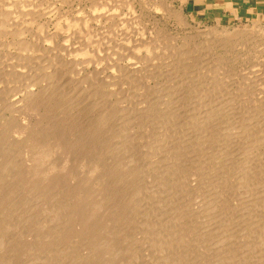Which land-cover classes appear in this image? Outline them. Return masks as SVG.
Instances as JSON below:
<instances>
[{
  "label": "rangeland",
  "instance_id": "obj_1",
  "mask_svg": "<svg viewBox=\"0 0 264 264\" xmlns=\"http://www.w3.org/2000/svg\"><path fill=\"white\" fill-rule=\"evenodd\" d=\"M25 1L0 54L22 53V91L48 88L16 120L22 206L0 264H264V22L202 24L173 0Z\"/></svg>",
  "mask_w": 264,
  "mask_h": 264
},
{
  "label": "bare ground",
  "instance_id": "obj_2",
  "mask_svg": "<svg viewBox=\"0 0 264 264\" xmlns=\"http://www.w3.org/2000/svg\"><path fill=\"white\" fill-rule=\"evenodd\" d=\"M6 0H0V30L2 28H5L3 30L5 31H1L0 32V36L2 32H5V34H11L10 36H16L17 35H22V22L21 24H18V22H16L14 16H12V13L11 11L14 10L13 8L18 7V14L20 13V16H22V3H23V6H25L26 4V1L25 2H22V0L18 1V2H15V4H13V6L9 7L7 10L5 8V2ZM11 1V0H10ZM24 1V0H23ZM33 1V0H32ZM25 3V4H24ZM29 3V2H28ZM28 3L26 4L28 6ZM32 3V2H31ZM7 4L9 5V3L7 2ZM11 4V3H10ZM36 5V4H35ZM20 6V7H19ZM36 7V6H35ZM10 8L12 10H10ZM27 8V7H26ZM15 9V10H16ZM32 9V8H31ZM27 10V9H26ZM30 10V8H29ZM27 10V11H29ZM38 10V9H37ZM26 11V13H27ZM17 12L14 11V14H16ZM29 13V12H28ZM27 13V14H28ZM33 13H36V12H33ZM25 14V13H24ZM30 14H32L30 12ZM38 14V12H37ZM12 16V17H11ZM17 16V15H16ZM19 16V15H18ZM23 16H26V15H23ZM36 16V15H35ZM46 16V15H45ZM11 17V18H10ZM41 17V16H40ZM49 18V17H48ZM21 19V18H20ZM19 20V19H18ZM48 21V20H47ZM6 24H7V27L8 29L6 28ZM80 25V24H79ZM25 28V27H24ZM25 31V30H24ZM54 32V31H53ZM38 33V32H37ZM264 33V32H263ZM4 34V33H3ZM51 34V33H50ZM54 34V33H53ZM39 35V34H38ZM53 36V35H52ZM59 36V35H58ZM5 37V36H4ZM52 38V37H51ZM210 38V37H209ZM50 39V38H49ZM54 39V38H53ZM70 39V38H69ZM20 40V39H19ZM45 40V39H44ZM53 41V40H52ZM134 41V40H133ZM55 42V41H54ZM53 42V43H54ZM80 46L81 44H83L80 41H77ZM11 43V42H10ZM9 43V44H10ZM21 43V42H20ZM69 44V43H67ZM4 43L2 42L0 44V47H4L6 49V44L4 45ZM11 45V44H10ZM21 45V44H20ZM52 45V44H51ZM55 45V43L53 44ZM53 45L51 46L52 48H50L49 44L47 43V48H50L51 50H55L53 47ZM77 45V44H76ZM84 45V44H83ZM32 46V45H31ZM57 48L59 45H56ZM62 46V45H61ZM74 46V45H73ZM78 46V47H80ZM60 47V46H59ZM65 47V45L63 46ZM63 47H61L63 49ZM75 47V46H74ZM86 47V46H85ZM77 48V47H75ZM46 49V48H45ZM49 49V50H50ZM60 50L62 53L63 50ZM65 51L67 50V52L69 51V53L72 51V48L71 47H68V45L64 48ZM81 49H83L81 47ZM22 50V49H21ZM57 51V50H56ZM74 51V49H73ZM78 51V49H77ZM50 53H52L51 51H49ZM7 53V52H6ZM6 53H2L0 55H2L0 58H2V60L0 61V79L4 76L6 77H12V80L14 79L16 81V83L14 82V80H10L11 83H15L12 87H9L8 85H6V82L5 84L3 83V81H1L2 83H0V148L2 143L5 142L4 139L8 138L10 135L14 134L16 135L15 137L18 138V140H20V138L22 137V123L20 125V122L19 124L16 123V120H18V118H21V121H22V109H23V106L25 107L26 104L28 103H31L32 102V99L35 98V97H38L41 92H44L45 89L47 90V88L44 86V88H38V85L35 83L36 81H32V83L30 84L32 87H30V85H28L30 88L26 87L27 89L22 91V76H24V74L22 75V65H20L22 63V53L21 54H18L17 55L15 54V56H13V54H6ZM9 53V52H8ZM47 53V52H46ZM69 53H65L67 55H69ZM73 53V52H72ZM64 54V52H63ZM45 55V54H44ZM66 55V56H67ZM80 56V55H79ZM157 56V55H156ZM63 57V56H62ZM76 57V56H75ZM72 59V58H71ZM70 58L67 61V67H68V61L71 60ZM26 60V59H25ZM33 60V59H32ZM50 60V59H48ZM61 61V60H60ZM76 60H74L75 62ZM74 62L72 64H74ZM78 62V61H77ZM76 63V62H75ZM63 64V62H62ZM71 64V65H72ZM78 64V63H77ZM82 65V63L80 62L78 65ZM65 65V64H64ZM20 66V68H19ZM36 66V65H35ZM39 66V65H38ZM59 66V65H57ZM56 66V67H57ZM63 66V65H62ZM66 66V65H65ZM63 66V67H65ZM77 66V65H76ZM87 66V65H86ZM61 69L62 67L59 66ZM58 67V69H60ZM66 67V68H67ZM72 68L74 67V71H75V64L74 66H71ZM79 67V66H78ZM55 68V67H54ZM72 68L70 70H72ZM82 68V66H81ZM80 68V70H81ZM33 69V68H32ZM45 69V68H44ZM31 70V69H30ZM40 70V69H39ZM54 70V69H53ZM69 70V69H68ZM69 70V71H70ZM72 70V71H73ZM78 70V69H77ZM83 70V69H82ZM52 74L55 73V71H51ZM68 72V71H67ZM71 72V71H70ZM29 73V72H27ZM31 73V72H30ZM48 74V72H47ZM50 74V73H49ZM56 74V73H55ZM66 74V73H65ZM31 75V74H30ZM46 75V74H44ZM57 75V74H56ZM69 75V74H68ZM72 75V74H71ZM34 76V74H33ZM48 76V75H46ZM53 76V75H52ZM65 76V75H64ZM5 77V78H6ZM25 77H27L25 75ZM49 77V76H48ZM61 77V76H60ZM4 78V79H5ZM29 79V77H27ZM26 78V79H27ZM35 78V77H34ZM40 78V77H39ZM3 79V78H2ZM25 79V80H26ZM27 79V80H28ZM89 79V78H87ZM8 80V79H7ZM31 79L30 78V82H31ZM38 80V79H36ZM49 80V79H48ZM55 80V79H54ZM58 80V79H57ZM29 81V80H28ZM47 81V79H46ZM84 81V80H83ZM10 82L8 84H10ZM37 85H35L34 83ZM24 83H26V81H24ZM38 83V82H37ZM49 83V82H48ZM51 83V82H50ZM28 84V83H27ZM35 86H33V85ZM87 84V83H86ZM52 85V84H51ZM47 86V85H46ZM53 87V86H52ZM72 88V87H71ZM88 88V87H87ZM49 90V89H48ZM52 91V90H51ZM55 92V91H54ZM104 93V92H103ZM106 94V93H105ZM42 95V94H41ZM66 95V94H65ZM75 96V95H74ZM112 96V94H111ZM90 97V96H89ZM100 101V100H99ZM117 102V101H116ZM138 103V102H137ZM136 104V103H135ZM127 106V105H126ZM132 106V105H131ZM127 108V107H126ZM224 110V109H223ZM138 111V110H137ZM237 114V113H236ZM180 116V115H179ZM232 117V116H231ZM121 118V117H120ZM118 120V119H117ZM206 120V119H205ZM7 122H10V123H14L16 126L15 128H12V127H5L6 126L5 124ZM220 121V120H219ZM169 122V121H168ZM124 123V122H123ZM170 123V122H169ZM241 123V122H240ZM124 125V124H123ZM143 128V127H142ZM256 128V127H255ZM225 129V128H224ZM250 130V129H249ZM255 131V130H254ZM259 132V131H258ZM257 132V133H258ZM259 134V133H258ZM177 135V134H176ZM161 136V135H160ZM230 136V135H229ZM14 137V136H13ZM14 137V138H15ZM14 143V142H13ZM225 143V142H224ZM19 145L20 147L18 146V141L15 142V146L17 148V152H15L13 150V152L10 154H8V157L10 155H12L11 157L16 160L15 163H11L9 165L5 164L6 166H1L0 167V234L5 230V232H3L2 236H0V245H5V243L7 244L9 242V240H12L14 237L12 235V238L8 237V235L6 236L5 233L8 231H11L13 229V227L17 226L16 224L14 225H11V223L9 222V220L12 218V214H15L16 212H19L18 210H16V206L18 205H21L22 204V200H19L18 202L16 203H13V198H15L17 195L20 196L22 198V138H21V141H19ZM233 145V144H232ZM3 146V145H2ZM165 146V145H164ZM14 147V146H13ZM161 147V146H160ZM241 147V146H240ZM214 148V147H213ZM175 149V148H174ZM4 150V149H3ZM54 150V149H53ZM2 152V151H1ZM212 157V156H211ZM181 158V157H180ZM186 158V157H185ZM8 161H6L7 163ZM204 163V162H203ZM4 164V163H3ZM2 164V165H3ZM198 164V163H197ZM200 164V163H199ZM156 168V167H155ZM231 168V167H230ZM242 171V170H241ZM218 173V172H217ZM215 174V173H214ZM216 175V174H215ZM13 181V183H12ZM158 186V185H157ZM217 191V190H216ZM218 192V191H217ZM14 196V197H13ZM59 196V195H58ZM210 200V199H209ZM201 201V200H200ZM22 206V205H21ZM20 206V207H21ZM65 208V206H64ZM200 208V207H199ZM19 217H20V222H21V230L20 232H22V208H21V211H20V214H18ZM3 218H2V217ZM69 216V215H67ZM4 218H7L8 220L5 221ZM203 220V219H202ZM47 221V220H46ZM15 223V222H14ZM18 224V223H17ZM20 224V223H19ZM18 224V225H19ZM206 225V224H205ZM5 227V229H4ZM69 227V226H68ZM16 228V227H15ZM4 229V230H3ZM207 229V228H206ZM19 231V230H18ZM224 232V231H223ZM18 233V232H17ZM210 233V232H209ZM225 233V232H224ZM9 235H11V233H8ZM22 236V235H21ZM8 237V238H7ZM72 242V241H71ZM22 243V237H19L18 239H15L12 244V249L11 251L14 249L15 246H20V244ZM256 245V244H255ZM1 247V246H0ZM211 247V246H210ZM3 248V247H1ZM20 248V247H19ZM264 250V249H263ZM10 251V252H11ZM10 254V253H9ZM22 255V252H20V254L18 253L16 255V257H20ZM185 255V254H184ZM3 256V255H2ZM12 256V254H11ZM11 256L9 257V259H11ZM65 256V255H64ZM5 257V256H4ZM48 257V256H47ZM253 257V256H252ZM13 258V257H12ZM46 258V257H45ZM3 259V258H1ZM56 259V258H55ZM184 259V257H183ZM3 260H8V259H3ZM2 260V261H3ZM14 260V258L12 259ZM72 261V260H70ZM10 261H8L9 263ZM57 263V262H56ZM232 263V262H231ZM243 263V262H242Z\"/></svg>",
  "mask_w": 264,
  "mask_h": 264
},
{
  "label": "crops",
  "instance_id": "obj_3",
  "mask_svg": "<svg viewBox=\"0 0 264 264\" xmlns=\"http://www.w3.org/2000/svg\"><path fill=\"white\" fill-rule=\"evenodd\" d=\"M189 20L202 24L264 22V0H173Z\"/></svg>",
  "mask_w": 264,
  "mask_h": 264
}]
</instances>
